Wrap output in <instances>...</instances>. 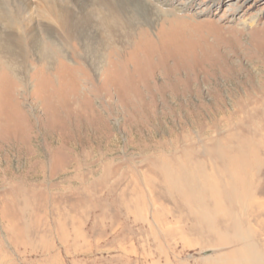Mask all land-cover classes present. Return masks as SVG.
I'll return each mask as SVG.
<instances>
[{
	"label": "rangeland",
	"instance_id": "374dc122",
	"mask_svg": "<svg viewBox=\"0 0 264 264\" xmlns=\"http://www.w3.org/2000/svg\"><path fill=\"white\" fill-rule=\"evenodd\" d=\"M147 2L0 58V264H264V0Z\"/></svg>",
	"mask_w": 264,
	"mask_h": 264
},
{
	"label": "bare ground",
	"instance_id": "6f19581e",
	"mask_svg": "<svg viewBox=\"0 0 264 264\" xmlns=\"http://www.w3.org/2000/svg\"><path fill=\"white\" fill-rule=\"evenodd\" d=\"M27 1L36 4L34 12L32 11L34 9L31 8L32 6ZM147 1L0 0V8L2 3L7 6L0 9V58L6 60L11 74L18 76V74L22 73L21 66L23 61L21 62V60H25L30 54L39 56L41 59H47V61L50 59L52 61L53 57L60 56L58 50L51 48V46L47 47L42 41L40 36L41 28L50 38H63L65 35L71 39L80 38L81 34L78 35L74 30L79 29L85 33V41H99L95 43L96 46L94 48L97 49V57L101 60H99V63L96 62L94 64H97L100 70V66L103 63L102 59L104 58L102 52L106 41L117 37L129 38L128 34L137 21L140 22V19L149 20L155 14L156 16L158 13L161 14L157 7L151 6ZM17 3H19V6H17ZM21 3L24 4L21 5ZM89 6H94V8L88 10ZM26 7L33 12L29 18L23 16L24 11L27 9ZM170 13L166 11L164 15L171 17ZM30 21L31 23H38H33L30 26ZM77 23L81 24L82 27L78 28ZM53 24L57 25L58 29ZM92 46L91 42H87L85 45L87 48ZM73 52L74 56L77 55L75 50ZM43 68L45 69V67ZM75 69L73 70L79 72L83 67L78 65ZM3 70H5V67Z\"/></svg>",
	"mask_w": 264,
	"mask_h": 264
}]
</instances>
